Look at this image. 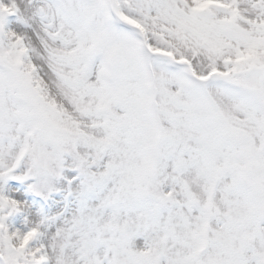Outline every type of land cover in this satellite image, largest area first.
I'll list each match as a JSON object with an SVG mask.
<instances>
[{
  "label": "snow or ice",
  "instance_id": "1",
  "mask_svg": "<svg viewBox=\"0 0 264 264\" xmlns=\"http://www.w3.org/2000/svg\"><path fill=\"white\" fill-rule=\"evenodd\" d=\"M0 264H264V0H0Z\"/></svg>",
  "mask_w": 264,
  "mask_h": 264
}]
</instances>
